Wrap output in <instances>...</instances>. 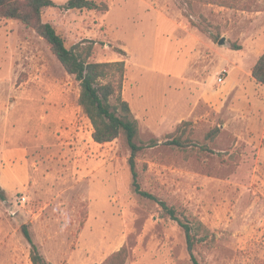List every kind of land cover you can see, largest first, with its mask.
I'll return each mask as SVG.
<instances>
[{
    "label": "rangeland",
    "instance_id": "rangeland-1",
    "mask_svg": "<svg viewBox=\"0 0 264 264\" xmlns=\"http://www.w3.org/2000/svg\"><path fill=\"white\" fill-rule=\"evenodd\" d=\"M103 1L107 13L54 8L43 22L68 49L92 45V62L126 63L123 98L146 147L136 167L142 190L216 235L213 246H196L201 264H264V91L218 83L225 70L234 78L240 57L253 71L264 54V0H246L245 11L186 0ZM182 23L198 37L183 79L190 51L182 53ZM79 94L35 30L0 20V264H32L24 225L51 264H103L123 247L126 264H192L184 230L136 193L125 137L95 143ZM182 123H189L184 149L169 144L182 142Z\"/></svg>",
    "mask_w": 264,
    "mask_h": 264
},
{
    "label": "trees",
    "instance_id": "trees-1",
    "mask_svg": "<svg viewBox=\"0 0 264 264\" xmlns=\"http://www.w3.org/2000/svg\"><path fill=\"white\" fill-rule=\"evenodd\" d=\"M189 7L194 2L207 5H217L228 9L247 10L249 5L246 0H186ZM61 8L66 11H89L109 12V6L103 0H69L65 5L59 6L52 0H0V20L20 21L24 26L33 29L49 45L52 54L57 58L65 71L74 76L80 85L78 104L86 117L90 120L94 132L95 143L104 145L114 142L124 136L131 150L129 166L133 177V186L138 195L149 200L156 201L161 207V217L169 218L176 222L185 232L187 248L192 264H201L195 255V248L200 244L209 243L213 246L216 235L198 222L194 226L184 222L177 217L174 208L169 207L165 202L159 201L154 195L142 190L140 176L137 172V158L146 147L139 140V124L135 118L128 101L123 98V88L126 77V63L106 62L97 63L90 61L94 55L93 46L83 47L78 44L68 49L65 39L57 32L50 23L43 22L44 11L48 9ZM190 18V15H185ZM206 21L205 18H203ZM196 27L197 25H194ZM198 27V26H197ZM199 29V27H198ZM204 31L202 29H199ZM207 32V31H204ZM213 42H218V37H211ZM234 51L240 50L234 45ZM126 55L124 51H120ZM252 77L256 84L264 87V54L259 58L253 68ZM189 123H182L177 132L182 128L181 137L174 139L169 144L178 148H185L183 134ZM220 129L217 127L207 137L215 139L219 136ZM189 141L187 139L185 142ZM0 200L6 201L5 192L0 189ZM21 233L31 247L30 260L32 264H51L41 253L39 246L29 229V225L21 228ZM128 249L123 247L107 258L103 264H126L128 260Z\"/></svg>",
    "mask_w": 264,
    "mask_h": 264
},
{
    "label": "crops",
    "instance_id": "crops-1",
    "mask_svg": "<svg viewBox=\"0 0 264 264\" xmlns=\"http://www.w3.org/2000/svg\"><path fill=\"white\" fill-rule=\"evenodd\" d=\"M182 24H184V27L182 28V31H181L182 32V43H180L182 44V53L183 51H187V50L190 51V54L185 58L183 62V68H182V79H183L186 76L188 69L190 67V62L194 54L193 52L198 45V40H197L198 37H197L195 28H193L192 26H188L186 23H182ZM160 25L161 24L158 22L157 28H159ZM177 34H178L177 32L173 33V37L175 40H177V38H175ZM249 64L250 62L246 61L245 57L244 58L240 57V60L236 64H234L232 68V72H235L236 75L234 76V78L226 79V82H225V84H227V87L225 89L226 91H228L229 89H232L233 86H238L239 88L243 89L245 88L244 85H247V87L249 88V91H251V89L254 88V86H256L257 88L258 87L261 88L262 92L264 91V87L257 85L256 82L254 81H253L254 83L250 82L249 84V81H251L250 78L253 79L252 70ZM155 74H158L160 78H161V75H164L160 73H155ZM165 76H170V75H165ZM171 76H175V75H171ZM245 79H249L247 83L245 82ZM125 82H126V79H125ZM207 87L209 88V85ZM208 88H206L207 91H208Z\"/></svg>",
    "mask_w": 264,
    "mask_h": 264
},
{
    "label": "built area",
    "instance_id": "built-area-1",
    "mask_svg": "<svg viewBox=\"0 0 264 264\" xmlns=\"http://www.w3.org/2000/svg\"><path fill=\"white\" fill-rule=\"evenodd\" d=\"M227 71L225 70L221 75L220 77L218 78V83L219 84H223L226 80V77H227Z\"/></svg>",
    "mask_w": 264,
    "mask_h": 264
},
{
    "label": "water",
    "instance_id": "water-1",
    "mask_svg": "<svg viewBox=\"0 0 264 264\" xmlns=\"http://www.w3.org/2000/svg\"><path fill=\"white\" fill-rule=\"evenodd\" d=\"M227 43L226 39L225 38H222L219 42V45L220 46H224L225 44Z\"/></svg>",
    "mask_w": 264,
    "mask_h": 264
}]
</instances>
